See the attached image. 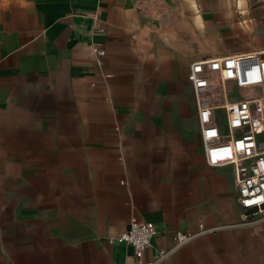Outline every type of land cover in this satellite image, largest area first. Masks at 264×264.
Listing matches in <instances>:
<instances>
[{"label": "rangeland", "instance_id": "obj_1", "mask_svg": "<svg viewBox=\"0 0 264 264\" xmlns=\"http://www.w3.org/2000/svg\"><path fill=\"white\" fill-rule=\"evenodd\" d=\"M151 2V10L137 13L135 34L142 55L154 47L156 55L165 56L163 49L182 55L192 51V59L264 49V0ZM148 40L150 45L145 44ZM189 60L166 56L159 69L129 77V102L134 91L140 94L148 118L143 120V129L137 127V119L128 124L107 123L103 129L118 142L95 145V155L89 152L93 145L83 138L87 125L66 120L79 112L71 102L65 100L59 109L53 104L58 112L50 116L45 114L51 109L45 103L0 108V243L9 241L10 214L21 196L35 197L48 206L61 196L65 208L74 202L95 203L100 221H105L109 210L124 209L132 200L144 208L159 209L166 215L165 221L183 228L200 220L219 225V264H264V210L240 206L228 177L232 176L230 169L221 174L207 165L206 171H199L187 156H179L177 129L161 120L167 115L165 105L172 92L159 97L151 87L172 76L181 81ZM180 84L179 98L184 116H188L192 95L182 81ZM57 115L66 117L58 121ZM156 117L160 123L153 124L151 119ZM53 147H73L74 152L62 156ZM102 196H106L103 203Z\"/></svg>", "mask_w": 264, "mask_h": 264}, {"label": "crops", "instance_id": "obj_2", "mask_svg": "<svg viewBox=\"0 0 264 264\" xmlns=\"http://www.w3.org/2000/svg\"><path fill=\"white\" fill-rule=\"evenodd\" d=\"M151 3V0H0V108L45 103L50 105L51 109L45 111L50 116L58 112L53 110V104L59 109L65 100L71 102L79 112L67 117L57 115V120L66 117L68 123L87 125L83 138L93 145L89 152L95 155V145L114 146L118 142L113 133L103 129L107 123L128 124L137 119V127L141 125L143 129V120L148 116L140 104V94L134 91L129 102V77L144 74L143 70L147 74L159 69L160 60L164 63L166 56L190 59L181 81L188 87L193 104L191 84L186 79L192 51L182 55L181 51L169 54L163 49L168 54L165 56L156 55L155 47H149L148 55L138 50L137 13L151 10ZM93 42H100L105 50L100 63L92 50ZM150 43L148 40L145 44ZM150 59L156 60L150 64ZM107 73L111 76L107 77ZM181 81L174 76L160 79L151 89L159 97L172 92L173 97L165 105L167 115L161 120L177 129L178 155L187 156L199 171H206L196 109L193 105L191 113L184 116L179 98ZM157 118L151 119L153 124L160 123ZM52 149L62 156L74 152L73 147ZM213 168L221 174L228 169L232 172L230 166ZM228 177L233 184L232 176ZM105 199L106 196L100 197L102 203ZM53 200L55 205L49 206L28 196L14 202L17 206L10 214L9 241L0 243V264H139L130 245L107 240L126 227L132 214L156 225L153 245L144 252V260L151 259L159 247H171L176 231L194 230L203 222L209 228L205 233L157 264H219V225H207L200 220L193 227L183 228L165 221L166 215L159 209L144 208L132 200L125 203L124 209L109 210L105 221H100L95 203L74 202L65 208L63 197Z\"/></svg>", "mask_w": 264, "mask_h": 264}, {"label": "built area", "instance_id": "obj_3", "mask_svg": "<svg viewBox=\"0 0 264 264\" xmlns=\"http://www.w3.org/2000/svg\"><path fill=\"white\" fill-rule=\"evenodd\" d=\"M92 50L100 63L103 46L93 42ZM186 79L192 88L206 164L230 166L240 206L264 210V49L197 57L190 62ZM208 229L199 222L197 229L176 231L173 245L159 247L148 260L143 254L152 247L157 232L151 220L132 214L126 227L107 240L130 245L139 264H157Z\"/></svg>", "mask_w": 264, "mask_h": 264}]
</instances>
